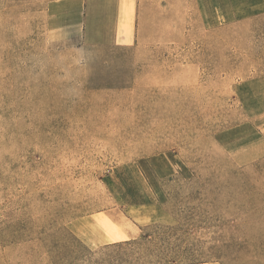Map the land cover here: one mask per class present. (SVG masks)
<instances>
[{
    "label": "rangeland",
    "instance_id": "1",
    "mask_svg": "<svg viewBox=\"0 0 264 264\" xmlns=\"http://www.w3.org/2000/svg\"><path fill=\"white\" fill-rule=\"evenodd\" d=\"M0 264H264V0H0Z\"/></svg>",
    "mask_w": 264,
    "mask_h": 264
},
{
    "label": "trees",
    "instance_id": "2",
    "mask_svg": "<svg viewBox=\"0 0 264 264\" xmlns=\"http://www.w3.org/2000/svg\"><path fill=\"white\" fill-rule=\"evenodd\" d=\"M156 228L154 230V234L157 237L156 239L160 241L164 246H166L169 242L167 235L170 233V231L174 230L173 227H167V226H155ZM158 230V233H157ZM148 237V235H146ZM164 236V237H163Z\"/></svg>",
    "mask_w": 264,
    "mask_h": 264
},
{
    "label": "bare ground",
    "instance_id": "3",
    "mask_svg": "<svg viewBox=\"0 0 264 264\" xmlns=\"http://www.w3.org/2000/svg\"><path fill=\"white\" fill-rule=\"evenodd\" d=\"M136 231H137V230H136ZM136 231H135V232H136ZM118 239H120V238L118 237Z\"/></svg>",
    "mask_w": 264,
    "mask_h": 264
}]
</instances>
